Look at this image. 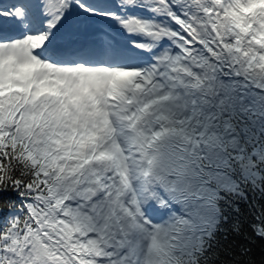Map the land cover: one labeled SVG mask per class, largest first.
Instances as JSON below:
<instances>
[{
  "label": "snow or ice",
  "instance_id": "1",
  "mask_svg": "<svg viewBox=\"0 0 264 264\" xmlns=\"http://www.w3.org/2000/svg\"><path fill=\"white\" fill-rule=\"evenodd\" d=\"M0 264H264V0H0Z\"/></svg>",
  "mask_w": 264,
  "mask_h": 264
}]
</instances>
